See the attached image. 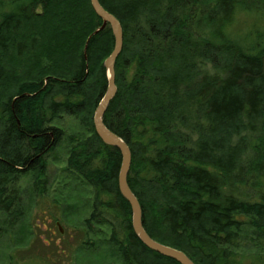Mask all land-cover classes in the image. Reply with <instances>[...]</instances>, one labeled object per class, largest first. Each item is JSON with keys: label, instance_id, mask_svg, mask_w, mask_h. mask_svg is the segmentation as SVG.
I'll return each mask as SVG.
<instances>
[{"label": "trees", "instance_id": "16d2710c", "mask_svg": "<svg viewBox=\"0 0 264 264\" xmlns=\"http://www.w3.org/2000/svg\"><path fill=\"white\" fill-rule=\"evenodd\" d=\"M99 3L123 32L103 122L130 148L146 232L195 264H264V0ZM239 11L263 27L235 35ZM101 25L90 0H0V211L12 216L31 170L46 192L47 157L66 139L63 172L91 189L85 231L122 264H181L135 234L120 151L95 132L114 45ZM62 115L86 135L65 133Z\"/></svg>", "mask_w": 264, "mask_h": 264}, {"label": "rangeland", "instance_id": "374dc122", "mask_svg": "<svg viewBox=\"0 0 264 264\" xmlns=\"http://www.w3.org/2000/svg\"><path fill=\"white\" fill-rule=\"evenodd\" d=\"M255 15L237 12L229 29L241 37L261 29L262 21ZM57 123L67 134L86 135L74 116L62 115ZM67 151L65 139L48 155L45 193L34 191L33 170L21 175L11 189L17 197L15 212L9 216L0 211V264H122L109 255L98 236L83 228L91 210V189L65 176Z\"/></svg>", "mask_w": 264, "mask_h": 264}, {"label": "water", "instance_id": "95a60500", "mask_svg": "<svg viewBox=\"0 0 264 264\" xmlns=\"http://www.w3.org/2000/svg\"><path fill=\"white\" fill-rule=\"evenodd\" d=\"M90 3L94 12L102 19V25L96 31L103 28L106 24H109L114 36L112 51L103 62L106 69L107 86L94 110L93 125L96 134L104 143L120 151L121 164L118 172V187L122 196L131 206V224L133 230L141 242L148 248L164 256L173 258L181 264H195L183 251L153 239L143 227L141 206L127 182V174L131 164L130 148L121 137L111 131L103 122V115L108 103L116 93L114 64L123 45L122 26L119 20L99 3V0H90Z\"/></svg>", "mask_w": 264, "mask_h": 264}]
</instances>
